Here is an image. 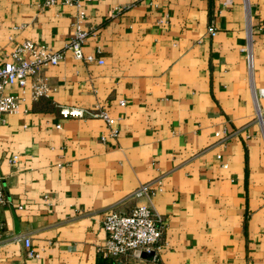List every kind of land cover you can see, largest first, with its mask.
<instances>
[{
  "label": "crops",
  "instance_id": "0c3cea01",
  "mask_svg": "<svg viewBox=\"0 0 264 264\" xmlns=\"http://www.w3.org/2000/svg\"><path fill=\"white\" fill-rule=\"evenodd\" d=\"M44 2L0 0V61L26 40L70 41L76 7ZM85 11L84 55L103 64L67 51L40 71L49 97L0 126V264H264V0H93ZM97 106L117 139L100 141V119L59 114ZM157 178V259L102 256L105 215L147 204L129 195ZM25 237L38 259L25 258Z\"/></svg>",
  "mask_w": 264,
  "mask_h": 264
},
{
  "label": "built area",
  "instance_id": "2783aa9c",
  "mask_svg": "<svg viewBox=\"0 0 264 264\" xmlns=\"http://www.w3.org/2000/svg\"><path fill=\"white\" fill-rule=\"evenodd\" d=\"M93 0H45V6L57 3L76 7L78 13L73 24L72 37L70 41L59 51H54L45 45L26 40L16 48L3 54L0 61V126L4 125L7 115H18L22 110V104L29 99L31 102L41 98H47L52 92L46 78L40 76V71L48 66L58 65L69 51L75 60L86 63L97 62L102 65V60H96L92 55H84L83 44L88 33L84 28L86 18L85 6ZM208 33L214 37L217 33L213 25L208 27ZM247 66L252 68V54L249 47L244 49ZM9 89V91H7ZM124 101L120 106H124ZM62 119H100L107 123V135L101 137L100 141L106 143L108 139L115 140L119 129L111 124L108 112L100 107L83 109L79 107H62L59 110ZM256 122L260 125L264 136V113L257 107ZM60 128V126H57ZM218 136V134H217ZM217 160L221 159L218 155ZM16 157L12 159L13 163ZM227 168L226 164L222 165ZM161 179L140 185L129 196L133 199L145 198L147 204H138L124 215L116 211H109L102 222V228L106 234L104 243L99 246L98 252L109 259L134 257L142 259L143 255L153 254V260L157 259L162 246V236L165 228V220L155 212L150 199L162 191ZM3 190L0 188V205L4 200ZM26 249L25 258L36 260L39 254L31 249L29 238H22Z\"/></svg>",
  "mask_w": 264,
  "mask_h": 264
},
{
  "label": "water",
  "instance_id": "95a60500",
  "mask_svg": "<svg viewBox=\"0 0 264 264\" xmlns=\"http://www.w3.org/2000/svg\"><path fill=\"white\" fill-rule=\"evenodd\" d=\"M152 255H153V254L143 255V257H146V258H148V259H151V258H152Z\"/></svg>",
  "mask_w": 264,
  "mask_h": 264
}]
</instances>
